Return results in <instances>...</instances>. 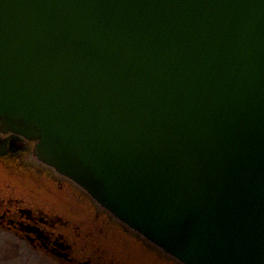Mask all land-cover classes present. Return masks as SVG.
<instances>
[{
  "label": "water",
  "instance_id": "1",
  "mask_svg": "<svg viewBox=\"0 0 264 264\" xmlns=\"http://www.w3.org/2000/svg\"><path fill=\"white\" fill-rule=\"evenodd\" d=\"M17 136L179 264H264V0H0Z\"/></svg>",
  "mask_w": 264,
  "mask_h": 264
},
{
  "label": "flooded vegetation",
  "instance_id": "2",
  "mask_svg": "<svg viewBox=\"0 0 264 264\" xmlns=\"http://www.w3.org/2000/svg\"><path fill=\"white\" fill-rule=\"evenodd\" d=\"M19 142L26 143L27 154L29 153L34 161L33 163L31 162L29 166L35 168V171L39 174L42 172L48 174L50 176L48 179H51L52 182L45 183L43 179H41V187L34 189L32 187L33 183L30 184L23 175L25 173L21 171L22 169L19 168V164H12L10 161H8L10 157L14 158L18 156L14 155L17 150H11L6 155L0 156V160L3 161H0V180H2L3 184L5 183L4 187L6 191L10 187L14 189L20 187L23 192H30V196L33 200H35L33 195H37V193L34 192L35 190L40 192L42 196L43 194L48 196V194L51 193L49 195L51 197H55V202H60V204L57 205V203L52 202V204L54 203L55 205L49 206L50 210L60 215L63 213L73 214L70 209L74 208L73 205H78L76 200H73L71 197H69L73 195L67 194L65 191L67 188L71 189L73 192L79 194V196H81L90 205L96 208L98 213L103 214L106 217V219H104L102 222L104 229L100 228L101 224L98 223V218H93L94 220H90V223H92L96 228V232L98 234L96 235L94 233H88L89 235H92V239L98 237L99 239L101 238L105 240L107 239L108 227L109 229L111 228L110 230L115 231L120 228L128 236L133 237V239L131 237L129 238L125 233H123V236L126 238L128 237V241H133L134 245L138 246L142 252L147 251L149 254H151V251H154L158 254H161L165 260L172 262L173 264H179L151 244L147 243L139 235L116 221L108 212L94 203L90 197L75 184L58 175L44 164L37 162L32 155V142L23 140L21 138L15 139L12 143L14 149H18L16 145H19ZM29 178L32 179V176ZM16 180L22 181V183H17ZM6 182L10 183L6 185ZM67 197L71 198L72 202L69 199L67 200ZM5 202L7 205L4 204L3 200H0V230L9 232L16 238L24 240L30 248L40 250L45 255L50 257L41 260V262H43L41 264H109L102 260V256L94 243H89V248L85 246V243L88 241V239L85 238V235H81V232H79L80 230H78L79 228L76 224V222L83 224V222L80 221L81 214H73L75 215L76 219L73 218L75 226L72 228L70 227V222L63 219L64 217H67L66 214L61 215L64 217H59L58 214H52V212L47 213L42 209H34L33 207L23 208L19 200H5Z\"/></svg>",
  "mask_w": 264,
  "mask_h": 264
},
{
  "label": "rangeland",
  "instance_id": "3",
  "mask_svg": "<svg viewBox=\"0 0 264 264\" xmlns=\"http://www.w3.org/2000/svg\"><path fill=\"white\" fill-rule=\"evenodd\" d=\"M22 152V153H21ZM21 155L12 158L10 157L8 161L10 163L19 164V168H21L22 172L25 178L28 180V182L31 184L33 183V188L38 189L41 187V182L43 181L45 183H51L52 180L48 179L50 176L44 172L39 174L35 171V168L29 166V164L33 161L31 155L25 151H21ZM23 153H25L23 155ZM1 161V160H0ZM3 162V161H1ZM32 176V179L29 178ZM22 178V177H21ZM46 178V179H45ZM37 180V181H36ZM17 183H22V181L16 180ZM10 182H6V185ZM41 183V184H40ZM5 184V183H4ZM4 184L2 180H0V200H3L4 204L7 205L5 200H19L21 202L22 207H33L34 209H42L43 211L47 213H51L50 210L51 205H55L52 202L56 201L55 197H51L49 194L48 196L46 194H43V196L40 194V192H37L36 190L34 192L37 193V195H33L34 199L31 198L30 192H23L20 187L17 188H8V190H5ZM3 185V186H2ZM67 194H71L73 196L71 197L73 200H76L78 205H73L74 208L70 209L73 214H81V223H77V227L81 232V235H85L88 239L86 241L85 246L89 248V243H94L98 251L100 252L102 256V260L109 263V264H173L172 262H169L163 258L161 254H158L154 251H151V254H149L147 251L142 252V250L139 249L138 246L134 245L133 241H128V236L124 231H122L120 228H118L117 231L110 230L108 227L107 232V239H99L98 237H95V239H92V235H89L88 233H94L97 234L96 228L93 226L92 223H90V220L93 218H98V223L101 224V229H104L103 226V220L106 219L105 215L98 213L96 208H94L92 205H90L87 201H85L79 194L73 192L71 189H65ZM75 196V197H74ZM67 197V200L69 199L71 202V198ZM57 205L60 204V202H55ZM72 206V207H73ZM71 207V206H70ZM52 214H58L55 212H52ZM63 214H66L67 217L61 216ZM58 214L59 217H64L63 219L66 221L68 220L70 222V227H74L75 223L73 222L74 219H76L75 215L73 214ZM65 215V216H66ZM99 215V216H98ZM74 218V219H73ZM62 220V219H61ZM71 220V221H70ZM94 220V219H93ZM106 226V224H105ZM77 230V231H78ZM66 231V230H64ZM63 231V232H64ZM69 231V230H68ZM99 233V231H98ZM123 233H125L128 237L126 238L123 236ZM106 234V233H105ZM89 235V236H88ZM133 239V237H131ZM86 239V240H87ZM92 240V241H91ZM130 240V239H129ZM85 242V241H84ZM50 258L49 256L45 255L43 252L37 249L30 248L27 243L24 240H20L19 238H16L14 235H12L9 232H4L0 230V264H41V260Z\"/></svg>",
  "mask_w": 264,
  "mask_h": 264
},
{
  "label": "trees",
  "instance_id": "4",
  "mask_svg": "<svg viewBox=\"0 0 264 264\" xmlns=\"http://www.w3.org/2000/svg\"><path fill=\"white\" fill-rule=\"evenodd\" d=\"M17 147H18V149L20 150V148L23 147V144H20V143H19V145H18ZM20 155H21V153H20Z\"/></svg>",
  "mask_w": 264,
  "mask_h": 264
}]
</instances>
